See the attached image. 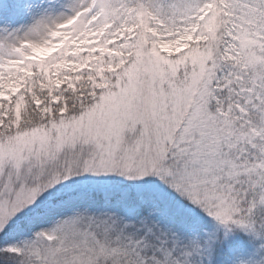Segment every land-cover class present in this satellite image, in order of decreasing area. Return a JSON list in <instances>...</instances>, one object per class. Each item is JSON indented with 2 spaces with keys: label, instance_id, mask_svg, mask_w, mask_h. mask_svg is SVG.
I'll list each match as a JSON object with an SVG mask.
<instances>
[{
  "label": "snow or ice",
  "instance_id": "1",
  "mask_svg": "<svg viewBox=\"0 0 264 264\" xmlns=\"http://www.w3.org/2000/svg\"><path fill=\"white\" fill-rule=\"evenodd\" d=\"M0 264H264V0H0Z\"/></svg>",
  "mask_w": 264,
  "mask_h": 264
}]
</instances>
